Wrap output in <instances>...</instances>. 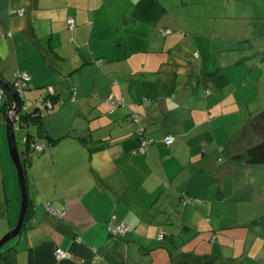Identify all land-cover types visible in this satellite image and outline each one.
<instances>
[{
  "label": "crops",
  "instance_id": "0c3cea01",
  "mask_svg": "<svg viewBox=\"0 0 264 264\" xmlns=\"http://www.w3.org/2000/svg\"><path fill=\"white\" fill-rule=\"evenodd\" d=\"M18 72L30 76L21 109L40 102L61 141L34 156L29 210L0 264H264V213L238 220L242 206L216 204L251 169L229 160L264 110V0H0V78L12 86ZM216 72L225 79L205 80ZM7 153L0 147V241L21 212ZM111 224L127 233L111 235ZM57 249L71 257L57 260Z\"/></svg>",
  "mask_w": 264,
  "mask_h": 264
},
{
  "label": "trees",
  "instance_id": "16d2710c",
  "mask_svg": "<svg viewBox=\"0 0 264 264\" xmlns=\"http://www.w3.org/2000/svg\"><path fill=\"white\" fill-rule=\"evenodd\" d=\"M165 31H164V34H165ZM204 78H206L205 80L208 82L223 81L225 79L224 76L220 74L219 72H216L213 74H207L206 76H204ZM16 83H17V80L12 85L14 89H16V86H15ZM28 86H29V83L25 88H23V92L24 90L28 88ZM53 95L54 93L52 92L49 93V96H53ZM50 101L53 102L52 99ZM0 103L3 104L1 113L5 117V120H6L8 109L9 107L13 105V99L11 98L9 94L5 93L4 101ZM39 104L40 102H38L37 104H34L33 109L32 108L23 109L20 113V116L18 117V122L15 126V134H16V131L18 130L17 132L21 134V141L23 142V150L19 148V151H20V156L22 160V165L24 168L27 191H28V179H29L28 177L30 173V165L32 164L34 160V156L43 153L45 150V145L47 144L53 145L61 141V139L52 140L47 134L43 126V116L39 114V109H41ZM255 138L258 139L257 142ZM238 142L244 143V150L238 151L229 160V164H233L234 166H243V167L244 166L246 167L263 166L264 167V110L259 112V114L254 119L249 120L247 127H245L243 131L241 132L238 138ZM162 143H163V139H162ZM163 145L165 146L164 143ZM35 146H41L42 151H38L37 148H35ZM146 154H142V155H146ZM228 170H230V167ZM184 197H189L190 199L194 200V203H195V200H196L195 198L190 197V196H183L181 197V200H180L182 205H183L182 199ZM48 205H49L48 203L45 204V208L47 212H49L47 210ZM29 206L30 205H28V210H29ZM259 222L264 226V216L261 218ZM109 232L111 233V235H113L112 230L110 229V226H109ZM113 236L120 237L123 235H113ZM198 259L200 260L201 258H197V260ZM211 263L212 261L209 264ZM173 264H184L183 256L182 257L173 256Z\"/></svg>",
  "mask_w": 264,
  "mask_h": 264
},
{
  "label": "rangeland",
  "instance_id": "374dc122",
  "mask_svg": "<svg viewBox=\"0 0 264 264\" xmlns=\"http://www.w3.org/2000/svg\"><path fill=\"white\" fill-rule=\"evenodd\" d=\"M259 73H260V71H259ZM259 81H261V85L263 87L264 86V75L260 77V74H259ZM50 100H51L50 96L48 98H45L44 104L48 105L50 103ZM259 100L263 101L264 98L261 96L259 98ZM42 103H41V106L45 112L47 109L45 108L44 104H42ZM2 107H3V104L0 103V147H3L6 152L8 151L7 154H9V156H10L8 143H7V137H6L5 117L1 113ZM31 108L33 109V107H31ZM17 131H16L17 143L19 145V148L21 150H23V142L21 141V134ZM255 140H256V142L258 141V139H256V138H255ZM240 151H242V150L240 149ZM248 170H250V171H242L241 173L235 174L231 179H228L227 184L230 186L228 188V190L236 189L238 191V192H236L235 196L233 195L232 192L227 193L226 197H224L225 200L219 201L218 203H216L219 206L225 207L226 211H227V206H229V205L242 206L244 208V210L243 209L239 210L238 207L233 206V209L235 211H238L235 214V215H237L238 220L241 218H248V220L254 219V218H251L252 216H250V214H253L255 209H257L259 214L264 213V200H259V201L252 200V196H255L257 194H261L262 196H264V167L263 166L251 167V169H248ZM17 184L19 186L18 182H17ZM252 186L255 189V194L249 196L250 189ZM18 189L20 190L19 191V197H20L21 189H20V187H18ZM237 194H238V196H237ZM209 200L210 201L211 200L216 201V198L210 196ZM247 200H249L251 202V204H253V205H251L250 208H248L249 202H247ZM256 206H259V207H256ZM222 214L224 216L223 219L225 221H228L230 213L229 214L227 213L228 214L227 215L228 217H227L225 215L226 212L223 210ZM262 216H264V214H261L258 217H262ZM223 219H217L216 220V223L218 226L221 225V221ZM225 223H227V222H225ZM219 238H220V236H219ZM7 244H10V243H7ZM55 257H56V254H55ZM70 257H71V254H70ZM56 259H57V257H56Z\"/></svg>",
  "mask_w": 264,
  "mask_h": 264
},
{
  "label": "water",
  "instance_id": "95a60500",
  "mask_svg": "<svg viewBox=\"0 0 264 264\" xmlns=\"http://www.w3.org/2000/svg\"><path fill=\"white\" fill-rule=\"evenodd\" d=\"M0 88L7 94L11 96L13 99V108L12 112L13 114H7L6 120H5V127H6V137H7V143L9 148V153L11 160L16 168L18 181H19V187L21 189V212L18 219V222L15 226V228L10 231L6 236L2 238L0 241V250L10 241L17 238L21 232L24 225V219L27 214L28 205H29V196L26 188V180H25V173L24 168L22 165V160L20 156L19 147L17 144V138L15 134V126L18 122V117L20 116V113L22 111L21 109V97L19 96L16 89H14L10 84L5 82L3 79L0 78ZM23 96V94H22ZM21 98V99H20Z\"/></svg>",
  "mask_w": 264,
  "mask_h": 264
},
{
  "label": "built area",
  "instance_id": "2783aa9c",
  "mask_svg": "<svg viewBox=\"0 0 264 264\" xmlns=\"http://www.w3.org/2000/svg\"><path fill=\"white\" fill-rule=\"evenodd\" d=\"M11 14H12V16L23 17L25 15V10L24 9L15 10V11H12ZM66 23H67V26L70 30H73L75 28V21L73 19H68ZM171 33L172 32L170 30L165 31V35H169ZM16 80H17V83L15 85L16 90H17L18 94L21 95L20 97H22L23 88H25L28 85V83L30 81V76L25 72H18V73H16ZM4 95H5V92L0 88V102L4 101ZM12 108H13V105L11 107H9L7 114H10V115L13 114ZM175 141H176V138L174 136H171V135L165 136L163 138V143L165 144L166 147L172 146L175 143ZM149 144H150L149 140L141 138L140 142H139L138 152L140 154H146L148 152ZM35 148H37L38 151H42L41 146H35ZM182 203H183V205L193 204L194 200L190 199L189 197H184L182 199ZM47 210L52 215L56 214V215L61 216V214L59 212L54 210L49 205L47 206ZM110 229L112 230L113 235H124L128 230V228L124 224H121L117 227L114 226V224H111ZM55 254H56V257L58 260L70 258V254L66 253L62 249H57L55 251Z\"/></svg>",
  "mask_w": 264,
  "mask_h": 264
},
{
  "label": "bare ground",
  "instance_id": "6f19581e",
  "mask_svg": "<svg viewBox=\"0 0 264 264\" xmlns=\"http://www.w3.org/2000/svg\"><path fill=\"white\" fill-rule=\"evenodd\" d=\"M67 253V252H66Z\"/></svg>",
  "mask_w": 264,
  "mask_h": 264
}]
</instances>
